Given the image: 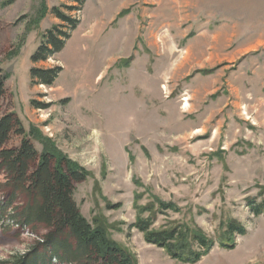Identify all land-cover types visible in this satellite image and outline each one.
Returning <instances> with one entry per match:
<instances>
[{
	"label": "rangeland",
	"instance_id": "374dc122",
	"mask_svg": "<svg viewBox=\"0 0 264 264\" xmlns=\"http://www.w3.org/2000/svg\"><path fill=\"white\" fill-rule=\"evenodd\" d=\"M3 1L0 116L16 113L27 133L33 127L87 169L73 193L82 215L136 264H264V213L249 205L264 200V0ZM54 24L70 32L64 48L32 62ZM54 66L62 70L52 85L33 84L32 67ZM159 200L174 207L159 211ZM149 203L151 228L186 223L217 240L234 220L245 233L232 248L215 241L198 261H177L130 226L135 204ZM40 240L5 218L0 264Z\"/></svg>",
	"mask_w": 264,
	"mask_h": 264
},
{
	"label": "trees",
	"instance_id": "16d2710c",
	"mask_svg": "<svg viewBox=\"0 0 264 264\" xmlns=\"http://www.w3.org/2000/svg\"><path fill=\"white\" fill-rule=\"evenodd\" d=\"M14 1L4 0L3 5ZM71 1L82 4L84 0ZM66 8L75 9L67 5ZM52 13L68 26L69 31L75 29L79 22L59 7H53ZM69 31L61 25H52L42 35L31 61H45L61 51L70 37ZM61 70V66L32 67L30 77L33 84L50 86ZM5 79L0 67V100L5 94ZM13 135L21 136L20 143L8 147ZM31 139L41 143V151L36 149ZM0 175L4 178L0 183V192L4 195L0 202V223L5 218L10 219L18 227H27L41 237L31 251L13 255L6 264H50L52 258L64 264H136L130 253L110 237L105 226L98 220L89 222L80 212L73 193L75 184L89 175L87 169L33 127L27 133L14 112L0 116ZM157 202L159 211L174 207L172 203ZM249 205L253 214L264 213L263 199L250 200ZM135 207L138 215L130 226L142 232L147 243L163 248L171 258L185 263L198 261L215 241L221 247L232 248L234 236L245 233L244 226L234 220L224 223L217 240L208 237L199 227L186 223L176 222L155 229L151 228L153 203L145 206L135 204ZM143 211L150 213L141 216ZM38 248L44 254L38 253Z\"/></svg>",
	"mask_w": 264,
	"mask_h": 264
},
{
	"label": "bare ground",
	"instance_id": "6f19581e",
	"mask_svg": "<svg viewBox=\"0 0 264 264\" xmlns=\"http://www.w3.org/2000/svg\"><path fill=\"white\" fill-rule=\"evenodd\" d=\"M185 99H186V98H184V100H185ZM185 105H187V103H185L184 106H185Z\"/></svg>",
	"mask_w": 264,
	"mask_h": 264
}]
</instances>
